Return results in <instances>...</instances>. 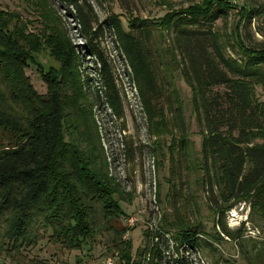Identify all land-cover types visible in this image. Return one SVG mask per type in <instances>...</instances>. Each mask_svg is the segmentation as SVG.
I'll return each instance as SVG.
<instances>
[{"label":"trees","instance_id":"1","mask_svg":"<svg viewBox=\"0 0 264 264\" xmlns=\"http://www.w3.org/2000/svg\"><path fill=\"white\" fill-rule=\"evenodd\" d=\"M63 2L68 5L66 10L74 8V13L69 12L88 42L87 56L101 65L97 71L107 88V99L116 111H122L118 79H114L112 64L104 57L98 41L105 28H116V41L134 72L152 134L168 133L164 109L165 103L171 106L172 102L168 89L159 82L149 46L150 25L175 35L186 54L183 67L179 66L181 77L192 92L193 111L205 126L201 156L206 182L212 193L216 185L221 189L219 197L223 202H219L216 214L221 216L222 229L228 237L241 235L231 231L223 219L234 202L249 204L264 219V101L255 95L256 86L264 88V47L250 49L241 42L235 50L243 52V61L227 55L226 48L234 46L229 39H222L213 26L229 17L235 8L233 4L202 0L200 4L167 13L159 22L134 19L129 23L130 31H126L119 17L99 22L87 0ZM258 13H264V6L262 11L243 7L241 21L245 19L251 24ZM28 27L16 13L0 11V37L4 39L0 62L15 66L24 57L21 50L28 48L26 60L40 64L37 56L47 51L62 65L59 71L44 70L52 87L49 105L42 107L48 109L40 112L39 105H33L31 99L38 98V94L22 82L10 95L30 99V117L25 116L23 121H0V251L6 248L13 253L36 246L42 230L51 241L77 251L94 249L99 244L98 237L107 241L113 233L111 243L119 252L117 264H193L185 254L203 245L210 246L202 237L206 232L184 225L173 239L180 247H186L185 252L178 247L176 258L166 257L161 242L170 233L171 223L164 216L155 233L143 231L150 245L134 251L133 241L129 240L122 248L123 236L134 231V227L119 225L120 220L131 216L123 204L131 205L133 195L109 176L97 128L88 117L89 107L82 103L86 97L75 51L62 33L45 34V42L32 41L34 36L27 32ZM234 33L241 35L239 26ZM28 37L30 44L22 45ZM176 104L170 110L171 128L179 132V139L172 140V152L177 148L185 150L189 138L182 103L177 99ZM16 106L22 108L21 103ZM132 162L136 165L134 156ZM157 198L160 201V193Z\"/></svg>","mask_w":264,"mask_h":264},{"label":"rangeland","instance_id":"2","mask_svg":"<svg viewBox=\"0 0 264 264\" xmlns=\"http://www.w3.org/2000/svg\"><path fill=\"white\" fill-rule=\"evenodd\" d=\"M87 1L93 6L99 22L110 17H119L126 31H130L129 23L134 19L155 23L167 13L202 2V0ZM227 1L232 3L231 0ZM66 5L63 0H0V11L19 15L28 24L27 32L34 36L32 41L38 39L45 42V34L49 36L62 33V37L75 51L76 61L81 68V85L86 97L82 103L89 107L88 117L97 128L109 164V176L120 181L123 189L133 195V203L123 206L131 214L128 219L133 217L136 223L134 231L123 236L122 248L129 240L133 241L134 251L150 245L143 231L148 229L155 233L164 216L167 223H171L170 233L166 234L167 238L161 242L166 257L176 258L178 247L180 252H185L186 247H180L173 237L181 227L190 225L202 228L206 232L202 237L210 244L203 245L197 251L186 252L185 255L193 264H264V219L254 212L249 204L234 202L233 208L228 209L223 218L231 231L241 232V235L236 234L232 238L224 233L221 216L216 214L219 202H223L219 197L221 189L216 185L212 193L206 182V171L201 156L205 126L193 111L192 92L181 77L182 68L179 66L183 67L186 54L183 53L179 42L177 43L175 35L154 24L150 25L149 46L157 66L159 82L168 89L172 102L171 106L165 103L164 109L168 133L152 134L149 130L148 117L143 110V101L133 79L134 72L124 60L116 41V28H105L98 41L101 43L104 57L109 58L112 64L113 68L111 65L110 68L114 79H118L117 90L122 111H116L107 99V88L97 71L101 65L94 57L87 56L88 42L82 38L78 31V22L70 15V12H75L73 6L66 10ZM233 6L235 8L231 10L229 17L214 24L213 30L222 39H229L234 46V49L226 48L227 55L243 61L245 56L241 50H235L236 45L241 46L242 42L250 49L264 47V13L256 14L252 23L248 24L245 19L241 21V9L254 7L262 11L264 0H236ZM237 26L240 27V36L234 33ZM3 42L4 39L0 37V47ZM30 42L31 38L28 37L22 45H28ZM21 52L24 57L17 61L15 66L0 62L1 122L12 118L15 121L20 119L23 121L25 116L30 117V99L24 95H10L22 82H26V85L34 88L38 94V98L31 99L34 100L33 105H39L40 112L48 109L42 107L49 105L52 87L50 78L44 70L54 68L59 71L62 65L61 60L54 55L50 56L47 51L37 56L40 64L32 62L29 58L26 60L28 48ZM255 95L258 100L264 101V88L256 86ZM177 99L184 109L189 138L185 150L177 148L172 152L169 147L172 140L179 139V132L171 128L173 114L170 110L178 106ZM16 103L19 105L21 103L22 108L19 109ZM133 156L136 165H133ZM158 193L160 201L157 198ZM127 220H120L119 225L126 224L128 227ZM50 233L51 231L48 234ZM112 237L113 233L108 235L107 241L98 237L96 243L99 244L94 249L89 250V247H86L82 251H77L51 241L43 235L42 230L36 246L25 247L13 253L5 250L6 248L0 251V264H100L108 257L115 259L117 264L119 252L111 243Z\"/></svg>","mask_w":264,"mask_h":264},{"label":"built area","instance_id":"3","mask_svg":"<svg viewBox=\"0 0 264 264\" xmlns=\"http://www.w3.org/2000/svg\"><path fill=\"white\" fill-rule=\"evenodd\" d=\"M227 1V0H225ZM232 3H236V0H231ZM228 2V1H227ZM144 110V109H143ZM155 203H156V199H155ZM135 223H136V220L133 218V217H130L128 220H127V224H128V227H134L135 226ZM100 264H115V259L111 258V257H108L106 258L105 260H103Z\"/></svg>","mask_w":264,"mask_h":264}]
</instances>
